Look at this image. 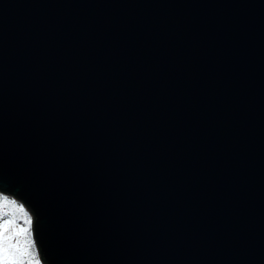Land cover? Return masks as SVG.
Instances as JSON below:
<instances>
[{
    "label": "water",
    "instance_id": "water-1",
    "mask_svg": "<svg viewBox=\"0 0 264 264\" xmlns=\"http://www.w3.org/2000/svg\"><path fill=\"white\" fill-rule=\"evenodd\" d=\"M0 192L43 264H264V0H0Z\"/></svg>",
    "mask_w": 264,
    "mask_h": 264
},
{
    "label": "rangeland",
    "instance_id": "rangeland-1",
    "mask_svg": "<svg viewBox=\"0 0 264 264\" xmlns=\"http://www.w3.org/2000/svg\"><path fill=\"white\" fill-rule=\"evenodd\" d=\"M4 220H13L15 222L10 226L8 233V235L13 236L12 242H18L21 248H27V252L19 258L18 264H43L38 257V251L32 236L31 213L15 198L1 197L0 224ZM20 228H27L28 231L19 233L18 229Z\"/></svg>",
    "mask_w": 264,
    "mask_h": 264
},
{
    "label": "snow or ice",
    "instance_id": "snow-or-ice-1",
    "mask_svg": "<svg viewBox=\"0 0 264 264\" xmlns=\"http://www.w3.org/2000/svg\"><path fill=\"white\" fill-rule=\"evenodd\" d=\"M14 223L13 220H4L0 224V264H18L19 258L27 252V248H21L18 242L13 243V236L8 235L10 226ZM27 231V228L18 229L19 233Z\"/></svg>",
    "mask_w": 264,
    "mask_h": 264
},
{
    "label": "trees",
    "instance_id": "trees-1",
    "mask_svg": "<svg viewBox=\"0 0 264 264\" xmlns=\"http://www.w3.org/2000/svg\"><path fill=\"white\" fill-rule=\"evenodd\" d=\"M3 197L10 198V199H14L13 197H11V196H9V195H7V194H4ZM0 198H1V197H0Z\"/></svg>",
    "mask_w": 264,
    "mask_h": 264
},
{
    "label": "clouds",
    "instance_id": "clouds-1",
    "mask_svg": "<svg viewBox=\"0 0 264 264\" xmlns=\"http://www.w3.org/2000/svg\"><path fill=\"white\" fill-rule=\"evenodd\" d=\"M4 196V193L0 192V197H3Z\"/></svg>",
    "mask_w": 264,
    "mask_h": 264
}]
</instances>
